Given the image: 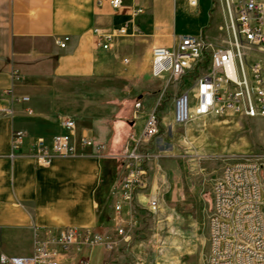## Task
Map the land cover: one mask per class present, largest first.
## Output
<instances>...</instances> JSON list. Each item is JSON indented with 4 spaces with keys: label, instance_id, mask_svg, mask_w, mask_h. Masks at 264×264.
<instances>
[{
    "label": "crops",
    "instance_id": "0c3cea01",
    "mask_svg": "<svg viewBox=\"0 0 264 264\" xmlns=\"http://www.w3.org/2000/svg\"><path fill=\"white\" fill-rule=\"evenodd\" d=\"M214 2L201 0L192 7L189 0H124V7L115 10L97 0H0L3 253L31 255L36 229L73 227L104 234L108 222L114 232L113 191L122 167L116 156L128 145L125 122L131 116L114 100H130L150 88L146 79L152 76L154 47H174L184 35L222 46L223 12ZM136 8L143 13L134 18L130 35L116 39L108 51L98 48L95 31L120 28ZM189 10L197 18L189 19ZM65 37L70 41L62 49L59 43ZM119 55H125L123 60ZM12 97H27L29 102L14 104ZM67 117L76 120L77 138L86 135L105 151L89 150L85 156L58 157L48 166L38 165L28 155L31 145L37 138L51 141L66 133L62 123ZM14 131L26 135L16 157L11 147ZM109 171L115 178L104 187L102 180ZM148 195H138L135 209H145ZM107 252L103 248L72 252L63 264H79L84 258L90 264H104Z\"/></svg>",
    "mask_w": 264,
    "mask_h": 264
},
{
    "label": "built area",
    "instance_id": "2783aa9c",
    "mask_svg": "<svg viewBox=\"0 0 264 264\" xmlns=\"http://www.w3.org/2000/svg\"><path fill=\"white\" fill-rule=\"evenodd\" d=\"M105 1L115 9L124 7V0ZM192 7L197 0H189ZM225 38L215 47L204 38L181 36L174 47H154L152 76L168 78L175 83L187 77L209 59L206 75L197 79L195 90L181 94L175 101L173 121L185 126L194 119L223 117L235 114L250 119L264 118V62L252 60L254 51L264 52V0H220ZM134 9L125 25L112 32L95 31L98 48L111 49L118 38L128 37L134 18L142 14ZM69 37L61 41L66 48ZM14 104L29 102V98L12 97ZM31 113V111H29ZM66 133L51 141L37 138L28 151H105L94 139L76 136L77 123L67 117L62 123ZM160 117L156 110L145 119L140 133L128 137L124 151H146L159 136ZM26 135L12 134V151H23ZM121 176L113 191L111 222L113 236H102L91 229L67 227L59 230L36 229L34 250L29 256H9L0 250V264H63L72 252L103 248L112 253L120 244L131 240L137 225L134 204L139 194L150 189L148 167H120ZM264 167H224L212 189V211L209 216L208 264H264ZM159 201L151 193L145 210L151 214L159 210ZM79 264H90L82 259ZM105 264H113L107 259Z\"/></svg>",
    "mask_w": 264,
    "mask_h": 264
},
{
    "label": "rangeland",
    "instance_id": "374dc122",
    "mask_svg": "<svg viewBox=\"0 0 264 264\" xmlns=\"http://www.w3.org/2000/svg\"><path fill=\"white\" fill-rule=\"evenodd\" d=\"M214 3L221 7L220 0ZM187 16L197 18V13L189 10ZM175 24L180 29V21ZM124 56L119 58L123 60ZM249 56L264 62L263 51H254ZM209 67L206 59L175 83L168 78L150 76L146 79L150 88L141 90L130 100H114L131 112L125 122L129 130L126 140L130 132H141L150 112L156 110L159 114V136L145 151L150 155L146 163L150 190L145 194L151 193L160 206L153 214L140 207L135 209L139 211L136 212L138 223L130 242L120 244L112 253L107 252L104 264L110 258L116 259L113 264H208V221L215 180L229 164L264 156V118L228 114L194 119L185 126L174 124L176 99L195 90L197 79L206 75ZM105 227L106 233L98 235L113 236L108 222Z\"/></svg>",
    "mask_w": 264,
    "mask_h": 264
},
{
    "label": "bare ground",
    "instance_id": "6f19581e",
    "mask_svg": "<svg viewBox=\"0 0 264 264\" xmlns=\"http://www.w3.org/2000/svg\"><path fill=\"white\" fill-rule=\"evenodd\" d=\"M13 152L12 157H16L19 151ZM88 154L90 153L86 151H30L28 155L35 159L38 165L48 166L58 157L69 158ZM118 158L123 162V167H146V163L150 161V155L145 151H124ZM226 167H264V156L238 161Z\"/></svg>",
    "mask_w": 264,
    "mask_h": 264
},
{
    "label": "trees",
    "instance_id": "16d2710c",
    "mask_svg": "<svg viewBox=\"0 0 264 264\" xmlns=\"http://www.w3.org/2000/svg\"><path fill=\"white\" fill-rule=\"evenodd\" d=\"M112 174H113V171H109L108 176H106V177L104 176V178L102 180V186L105 187L108 184V182L111 183L112 179L114 180L115 177H112L114 175V174L113 175Z\"/></svg>",
    "mask_w": 264,
    "mask_h": 264
}]
</instances>
